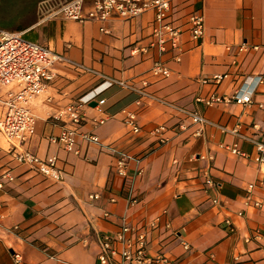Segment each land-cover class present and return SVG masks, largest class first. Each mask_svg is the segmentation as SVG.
Listing matches in <instances>:
<instances>
[{"label": "crops", "instance_id": "0c3cea01", "mask_svg": "<svg viewBox=\"0 0 264 264\" xmlns=\"http://www.w3.org/2000/svg\"><path fill=\"white\" fill-rule=\"evenodd\" d=\"M40 1L0 0V29L23 33L105 76L137 87L145 83L148 92L196 111L208 122L197 133L199 125L167 105L145 99L137 104L135 92L108 86L92 72L56 66L55 78L31 103L36 131L24 148L41 158L56 156L64 179L51 181L17 163L0 134V173L9 170L13 176L1 180L0 264H96L98 235L114 236L122 217L147 231L150 256L165 255L170 264H231L234 258L237 264H264V207L244 205L251 183L253 198H264V164L255 161L250 141H264V82L246 105L208 106L197 100L231 96L264 75V0H174L170 17L177 24L192 12L204 19L201 40L182 34L179 61L175 51L160 53L152 45V11L128 21L77 22L40 14ZM57 1L52 0L53 6ZM241 43L246 50H238ZM156 61L165 64L169 76L152 74ZM215 74L224 75L219 84L202 82ZM94 93L104 104L83 107L86 120L79 134H94L101 143L142 158L133 205L127 202L128 180L115 173L110 152L80 135L76 152L49 139L64 125L54 114ZM124 109L136 114L138 133L125 124ZM100 118L105 122L95 124ZM160 125L165 130L153 134ZM234 144L245 156L226 148ZM134 169L131 161L128 175ZM90 194L98 198L89 199ZM14 252L21 256L18 262Z\"/></svg>", "mask_w": 264, "mask_h": 264}, {"label": "built area", "instance_id": "2783aa9c", "mask_svg": "<svg viewBox=\"0 0 264 264\" xmlns=\"http://www.w3.org/2000/svg\"><path fill=\"white\" fill-rule=\"evenodd\" d=\"M174 0H94L86 5L85 0H41L39 3V13H49L53 17L73 20L77 22L94 21L104 24L113 19L122 21L132 20L139 14L146 11L153 12V22L150 36L152 45L156 46L160 53L167 50L175 51L174 59L180 60L182 49L180 46L181 36L188 32L193 41H198L204 35V19L199 12H192L186 16L184 23L177 24L171 19V6ZM48 14V15H49ZM101 31L106 32L103 26ZM230 49V46L226 47ZM257 49L256 46L253 47ZM245 43L238 46L239 51L246 50ZM145 51V49H143ZM63 65L71 67L81 72H92L99 76L103 83L108 86L116 84L128 91L135 92L138 97L137 104L143 99L150 102H159L167 105L179 113L189 118L194 124L199 125L197 133H200L203 126L208 122L202 115L196 111H191L177 106L166 100L155 96L145 89V83L137 87L132 83L123 80H117L102 73L96 72L87 66L75 62L63 53L53 51L48 46L33 41L19 32H8L0 29V134L8 143V152L14 160L36 171L44 178L54 182H61L64 179V171L57 165L56 156L41 158L38 155L28 151L24 145L34 136L36 131V118L31 110L32 101L41 96L47 89L49 83L55 78L56 66ZM151 72L155 76L167 77L170 74L169 69L161 61L153 63ZM224 79V75L215 74L211 78L203 79V83L213 82L219 84ZM264 82V75H259L251 88L237 89L231 96H221L212 94L206 98H197L206 105L228 104L235 102L237 104L251 103V95L256 86ZM98 93H94L86 98L82 96L75 102H72L54 114L56 120L64 123L63 129L57 136H51V142L59 144L64 150L75 151L77 137L80 135L83 139L99 144L103 149L110 152L114 158L115 173L128 180L127 202L133 205L137 198L133 196V186L135 178L141 175L142 158L130 155L123 150L111 145L101 143L98 136L94 134H79V127L85 122L83 107L91 102H95V107L102 106L104 99H96ZM125 124L132 132L138 133L140 127L136 121V114L128 110H122ZM106 118L95 120V124H103ZM165 130L163 125L157 126L152 133L157 134ZM246 138V137H245ZM163 142V138H159ZM254 144L257 156L255 161L264 164V141L250 140ZM233 154L245 156L236 144L226 146ZM133 161L135 163L134 172L128 175V165ZM1 180L12 181L13 176L9 170L0 173V188L3 187ZM264 184V180H261ZM255 184L247 186L244 196L245 206H254L256 208L264 207V198H253ZM89 199H97L98 194H90ZM114 201V199H111ZM217 203V200H213ZM238 215H242L241 212ZM105 218H110L109 212H104ZM227 223H230L227 220ZM157 224V219L149 222V227L153 228ZM234 224H232L233 226ZM18 226H14L17 229ZM97 243L99 251L96 264H170L171 261L165 255L150 256L148 254L147 231L138 230L127 223L126 218L120 219L119 229L114 236L98 235ZM185 248L188 245L182 242ZM15 261L21 259L19 253H13ZM231 264H237V258Z\"/></svg>", "mask_w": 264, "mask_h": 264}, {"label": "water", "instance_id": "95a60500", "mask_svg": "<svg viewBox=\"0 0 264 264\" xmlns=\"http://www.w3.org/2000/svg\"><path fill=\"white\" fill-rule=\"evenodd\" d=\"M92 105H94V104L92 103Z\"/></svg>", "mask_w": 264, "mask_h": 264}]
</instances>
